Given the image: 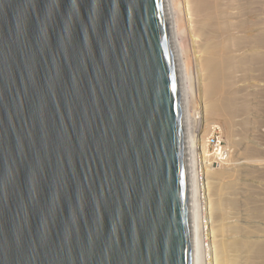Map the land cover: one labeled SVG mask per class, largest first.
I'll list each match as a JSON object with an SVG mask.
<instances>
[{"label": "water", "instance_id": "water-1", "mask_svg": "<svg viewBox=\"0 0 264 264\" xmlns=\"http://www.w3.org/2000/svg\"><path fill=\"white\" fill-rule=\"evenodd\" d=\"M168 0H0V264H192Z\"/></svg>", "mask_w": 264, "mask_h": 264}, {"label": "bare ground", "instance_id": "bare-ground-1", "mask_svg": "<svg viewBox=\"0 0 264 264\" xmlns=\"http://www.w3.org/2000/svg\"><path fill=\"white\" fill-rule=\"evenodd\" d=\"M258 1L185 0L184 11L190 33L193 34V43L199 49L197 60L201 81L208 88L202 105L203 117L192 116L193 121L203 119L198 122L203 128L193 130L189 114L190 69L184 57L185 50L179 43L180 33L185 32L179 27L182 10L178 0H168L175 52L180 67L187 132L193 233L192 264H264V225L260 226L256 223L257 220L251 219L246 208L236 212L229 207L234 199L232 196H235L234 188L239 187L243 196L249 190V182H242V176H245H239L238 171L241 172L240 169L255 163L249 162V158H243V142L235 139L236 130L229 132L228 139L224 140L227 144L225 156L223 153H213L208 143L209 136L218 127L217 122L210 118L223 117L224 120L226 114L233 116L235 112L234 115H237L236 111L241 109L238 106L242 104L240 101L242 102L244 93L256 88L241 80L237 67H240V59L253 62L264 55V22L257 19L259 15L257 16L255 10ZM244 116H233L237 125L244 121ZM253 164L250 165L254 166ZM259 260L262 262L259 263Z\"/></svg>", "mask_w": 264, "mask_h": 264}, {"label": "rangeland", "instance_id": "rangeland-1", "mask_svg": "<svg viewBox=\"0 0 264 264\" xmlns=\"http://www.w3.org/2000/svg\"><path fill=\"white\" fill-rule=\"evenodd\" d=\"M178 3L181 6V10H182L181 15H179V22H180L179 27L181 28V30L184 29L183 31H185L183 32V34L180 33L179 43L185 50V51L183 50L185 52L184 57L190 69L189 86L191 92H190L189 114H191V118H192L191 119L192 128L193 130H196L199 129V127L200 129L203 128V126L201 127L200 124L198 123L203 121V119L197 120L196 118L197 117L199 118V115L200 117H203L204 115L202 112L203 110L202 105H203V101L205 100V97L207 96V95L205 96L206 91L208 94V88L206 86L204 87L201 81L200 66L197 60V56H198L197 52L199 49L196 46V43H193V37H192L193 34L190 33V27L188 24L187 15L185 14L186 11H184V9L186 8L185 0H178ZM256 4L257 5L259 4L258 6L256 5L255 7V10H257L256 14L257 16L259 15L257 19L260 18L264 22V0H260ZM238 65H240V67ZM238 65L237 68H239L238 71L240 72L239 76H241L240 77L241 80L245 82V84H247L248 86L252 85L256 87L254 89L252 88L253 89L252 91H248L244 93L243 100L242 102L240 101V103L242 104L238 106L241 107V109L238 108V110L239 109L240 110L236 111L237 115L239 114L245 115L244 121L238 123V125L240 124V126H238L233 118V116L234 117L237 116L234 115L236 114L235 112L233 116L231 115L232 118L230 115L227 116L226 114V118H224V120L223 117L220 119L219 117L218 118L212 117L210 119L211 120L213 119L212 121L217 122L216 125L218 126V129L222 134V140L224 146L227 145L224 142V140L228 139L227 137L228 133L236 130V132H234L235 139L240 140V142H243L242 147L244 148H241L244 150V151L241 150V154L244 155L243 158L245 159L249 158L251 159L249 160V162L251 161L255 163V165L253 163H250L253 164L254 166L250 164L247 165L249 167L246 166L248 168V169L245 168L246 170L242 168L243 170H245V172L242 169H240L241 172L238 171L239 176L241 174L245 176V177L242 176L244 180V181L242 180V182L245 181L249 182V183L245 182L247 183V185H249L247 186V188L249 187V190L246 192L248 194L245 193L247 196H245V194L243 196L241 192L242 190L239 187L234 188L233 191L235 196H232L234 199L231 198L233 200L232 202L230 200L231 206L229 207L236 212H240L242 208H246L249 212V215L251 216V219L257 220L256 223L258 222V225L263 226L264 225L263 224L264 223V55L262 54L253 62L248 59H240ZM231 79L232 82L235 83V80L233 81V78ZM204 88L206 89L204 90ZM242 107L244 108L246 107L247 112L245 111L246 109ZM242 109L245 112H243ZM192 116L196 117L195 119L197 121L196 120L193 121ZM231 120L233 121L230 124ZM254 135H256V137H254ZM244 144H246L247 146ZM216 167L218 166L216 165ZM255 168L258 170H256ZM244 198H246V200H244ZM241 202L244 203L245 205H243ZM258 262L261 263L262 260H259ZM203 264H208V263L203 262Z\"/></svg>", "mask_w": 264, "mask_h": 264}, {"label": "built area", "instance_id": "built-area-1", "mask_svg": "<svg viewBox=\"0 0 264 264\" xmlns=\"http://www.w3.org/2000/svg\"><path fill=\"white\" fill-rule=\"evenodd\" d=\"M208 143L210 150H212L213 153H223L224 156L227 155V151L222 140V134L220 133L218 127L214 130L212 135L209 136Z\"/></svg>", "mask_w": 264, "mask_h": 264}]
</instances>
